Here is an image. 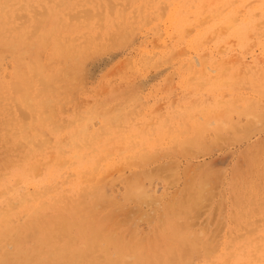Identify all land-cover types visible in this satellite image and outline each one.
Returning a JSON list of instances; mask_svg holds the SVG:
<instances>
[{"label": "rangeland", "instance_id": "374dc122", "mask_svg": "<svg viewBox=\"0 0 264 264\" xmlns=\"http://www.w3.org/2000/svg\"><path fill=\"white\" fill-rule=\"evenodd\" d=\"M75 1L0 0V256L87 218L77 264H264V0Z\"/></svg>", "mask_w": 264, "mask_h": 264}, {"label": "bare ground", "instance_id": "6f19581e", "mask_svg": "<svg viewBox=\"0 0 264 264\" xmlns=\"http://www.w3.org/2000/svg\"><path fill=\"white\" fill-rule=\"evenodd\" d=\"M26 1V0H25ZM72 1V0H71ZM75 1V0H74ZM102 1V0H101ZM110 1V0H109ZM114 1V0H113ZM129 1V0H128ZM2 2V1H1ZM76 2V1H75ZM112 2V1H111ZM133 2V1H132ZM154 2V1H153ZM10 3V2H9ZM70 3V2H69ZM82 3V2H81ZM102 3V2H101ZM113 3H115V1L113 2ZM71 4H73V3H71ZM98 4V3H97ZM150 4V3H149ZM74 5H75V3H74ZM73 5V6H74ZM102 5V4H101ZM104 5V4H103ZM144 5V4H143ZM163 5V4H162ZM30 6V5H29ZM66 6V5H65ZM80 6V5H79ZM105 6V5H104ZM131 6V5H130ZM16 7V6H15ZM24 7V6H23ZM52 7V6H51ZM71 7V6H70ZM87 7V6H86ZM97 7V6H96ZM103 7V6H102ZM127 7V6H126ZM125 7V8H126ZM176 7V6H175ZM9 8V7H8ZM32 8V7H31ZM131 8V7H130ZM130 8H128V9H130ZM234 8V7H233ZM37 9V8H36ZM46 9V8H45ZM78 9V8H77ZM81 9V8H80ZM99 9V8H98ZM116 9H118V8H116ZM115 9V10H116ZM122 9V8H121ZM13 10V9H12ZM64 10V9H63ZM88 11H90V9H87ZM93 10V9H92ZM106 10V9H105ZM11 11V10H10ZM33 11V10H32ZM46 11H47V9H46ZM61 11V10H60ZM65 11V10H64ZM74 11V10H73ZM79 11V10H78ZM82 11H84V10H82ZM125 11H127V10H125ZM138 11V10H137ZM143 11V10H142ZM4 12V11H3ZM14 12V11H13ZM22 12H25V11H22ZM41 12V11H40ZM63 12V11H62ZM95 12V11H94ZM114 12V11H113ZM19 13V12H18ZM17 13V14H18ZM50 13V12H49ZM88 13V12H87ZM90 13V12H89ZM92 13V12H91ZM90 13V14H91ZM136 13V12H135ZM138 13V12H137ZM26 14V13H25ZM25 14H24V16H25ZM39 14V13H38ZM54 14V13H53ZM86 14V13H85ZM102 14V13H101ZM258 14V13H257ZM51 15V14H50ZM60 15V14H59ZM71 15V14H70ZM69 15V16H70ZM72 15H74V14H72ZM82 15V14H81ZM89 15V14H88ZM92 15V14H91ZM104 15V14H103ZM121 15V14H120ZM135 15V14H134ZM141 15H143V14H141ZM211 15V14H210ZM14 16V15H13ZM28 16V15H27ZM47 16V15H46ZM77 16H79L80 17V15L79 14H77ZM84 16V15H83ZM7 17V16H6ZM42 17V16H41ZM52 17V16H51ZM99 17H101V16H99ZM114 17V16H113ZM207 17L208 16H206V19H207ZM11 18V17H10ZM17 18V17H16ZM20 18V17H19ZM55 18V17H54ZM85 18V17H84ZM102 18V17H101ZM119 18V17H118ZM117 18V19H118ZM125 18V17H124ZM6 19V18H5ZM22 19V18H21ZM45 19V18H44ZM80 19V18H79ZM205 19V20H206ZM12 20V19H11ZM32 20V19H31ZM30 20V21H31ZM50 20V19H49ZM54 20V19H53ZM81 20V19H80ZM103 20H104V18H103ZM119 20V19H118ZM126 20H127V18H126ZM8 21V20H7ZM10 21V20H9ZM15 21V20H14ZM128 21V20H127ZM43 22H44V20H43ZM48 22V21H47ZM56 22V21H55ZM69 22V21H68ZM84 22V21H83ZM102 22V21H101ZM105 22V21H104ZM106 22H107V20H106ZM263 22H264V20H263ZM27 23V22H26ZM25 23V24H26ZM64 23V22H63ZM67 23V22H66ZM65 23V24H66ZM74 23V22H73ZM98 23H100V21L98 22ZM28 24V23H27ZM42 24V23H41ZM70 24V23H69ZM106 24V23H105ZM109 24H111V23H109ZM119 24V23H118ZM230 24V23H229ZM24 25V24H23ZM31 24L29 23V26H30ZM43 25H45V24H43ZM71 25V24H70ZM69 25V26H70ZM82 25H84V24H82ZM90 25V24H89ZM258 25V24H257ZM9 26V25H8ZM41 26V25H40ZM60 26V25H59ZM112 26V25H111ZM46 27H47V25H46ZM66 27H68V26H66ZM73 27V26H72ZM99 27V26H98ZM113 27V26H112ZM111 27V28H112ZM127 27V26H126ZM1 28V27H0ZM26 28V27H25ZM44 28V27H43ZM85 28V27H84ZM110 28V27H109ZM119 28V27H118ZM223 28V27H222ZM222 28H221V30H222ZM40 29H42V28H40ZM79 29V28H78ZM103 29V28H102ZM108 29V28H107ZM224 29V28H223ZM27 30V29H26ZM29 30V29H28ZM63 30V29H62ZM85 30V29H84ZM97 30V29H96ZM11 31V30H10ZM25 31V30H24ZM50 31V30H49ZM65 31V30H64ZM72 31V30H71ZM70 31V32H71ZM76 31V30H75ZM67 32V31H66ZM110 32V31H109ZM113 32H116V31H113ZM215 32H216V30H215ZM61 33H63V32H61ZM72 33V35H73V32H71ZM103 33V32H102ZM123 33V32H122ZM85 34V33H84ZM94 34V33H93ZM129 34V33H128ZM34 35H38V33L36 32V34L34 33ZM75 35V34H74ZM79 35V34H78ZM119 35V34H118ZM100 36H101V34H100ZM115 35H113V37H114ZM121 36V35H120ZM250 36V35H249ZM16 37H17V35H16ZM46 37V36H45ZM85 37H87V36H85ZM118 37V36H117ZM122 37V36H121ZM120 37V38H121ZM5 38V37H4ZM51 38V37H50ZM69 38H70V36H69ZM108 38V37H107ZM45 39V38H44ZM67 39V38H66ZM4 40V39H3ZM22 40V39H21ZM82 40V39H81ZM34 41V40H33ZM36 41H38V40H36ZM42 41V40H41ZM79 42V41H78ZM98 42H99V40H98ZM111 41H109V43H110ZM51 43H52V41H51ZM85 43V42H84ZM119 43V42H118ZM67 44V43H66ZM98 44V43H97ZM107 44V43H106ZM94 45V44H93ZM104 45H105V43H104ZM117 45V44H116ZM71 46V45H70ZM34 47V46H33ZM49 47V46H48ZM69 47V46H68ZM107 47V46H106ZM102 48H104V47H102ZM25 49V48H24ZM90 49V48H89ZM18 50V49H17ZM19 51V50H18ZM89 51V50H88ZM21 52V51H20ZM64 52V51H63ZM8 54V53H7ZM29 55V54H28ZM23 56V55H22ZM7 59V58H6ZM79 59V58H78ZM63 60V59H62ZM54 61V60H53ZM76 61V60H75ZM79 61V60H78ZM19 62V61H18ZM77 62V61H76ZM52 63V62H51ZM54 63V62H53ZM27 64V63H26ZM19 65V64H18ZM20 66V65H19ZM48 66H51V65H48ZM68 66V65H67ZM21 67V66H20ZM82 67V66H81ZM46 68V67H45ZM80 68V67H79ZM15 69V68H14ZM24 69V68H23ZM38 70V69H37ZM45 70V69H44ZM1 71V70H0ZM43 71V70H42ZM50 71V70H49ZM19 72V71H18ZM70 72V71H69ZM69 72H67L66 74H68ZM36 74H38L37 72H35ZM41 74H42V72H40ZM1 74V73H0ZM65 74V73H64ZM69 74H71V73H69ZM68 74V75H69ZM61 76H63V75H61ZM39 77V76H38ZM56 77V76H55ZM55 77H54V79H55ZM53 79V80H54ZM68 79V78H67ZM76 79H77V77H76ZM15 80V79H14ZM18 80V79H17ZM21 80V79H20ZM7 81V80H6ZM10 81V80H9ZM19 81V80H18ZM58 80H56V82H57ZM32 82V81H31ZM8 83V82H7ZM42 84H43V82H41ZM40 83V84H41ZM74 83V82H73ZM17 84V83H16ZM22 84V83H21ZM31 84V83H30ZM34 84V83H33ZM57 84V83H56ZM3 85L4 84H0V89L1 88H3ZM19 85V84H18ZM32 86V84L30 85V87ZM35 86V85H34ZM50 86V85H49ZM60 86V85H59ZM64 86V85H63ZM21 87V86H20ZM30 87H29V89H30ZM44 87H45V85H44ZM50 87H52V86H50ZM61 87V86H60ZM35 88V87H34ZM48 88V87H47ZM47 88H46V90H47ZM52 90H54V86H53V88H51ZM14 90H15V88H14ZM40 90H41V88H40ZM4 91V90H3ZM8 91H10V90H8ZM20 91V90H19ZM17 92V88H16V91H15V93ZM51 92V91H50ZM14 93V92H13ZM42 93V92H41ZM9 94H10V92H9ZM26 94V93H25ZM24 94V95H25ZM37 95V94H36ZM43 95V94H42ZM16 97V96H15ZM26 97H28V93H27V96ZM25 97V98H26ZM38 97V96H37ZM48 97V96H47ZM18 99H20V98H18L17 97V100ZM37 99V98H36ZM23 100L24 101H26L24 98H23ZM30 100V99H29ZM37 101V100H36ZM18 102V101H17ZM20 102V101H19ZM27 103V102H26ZM31 103V102H30ZM6 104H8V103H6ZM17 104V103H16ZM22 104V103H21ZM28 104V103H27ZM36 104H39L40 105V107H43V106H46V105H48V99H42V100H39V101H37V103ZM30 104H28V106H29ZM32 105V104H31ZM30 105V106H31ZM12 106V105H11ZM10 107V106H9ZM21 107V106H20ZM32 107V106H31ZM38 107V106H37ZM7 108V107H6ZM46 108V107H45ZM4 109V108H3ZM47 109V108H46ZM235 109V108H234ZM234 109H233V111H234ZM17 110H20V109H17ZM242 110V109H241ZM16 111V110H15ZM23 111H25V113H26V110H23ZM29 111V110H28ZM36 111V110H35ZM40 111H42V110H40ZM43 111H47V110H45V109H43ZM42 111V112H43ZM0 112H1V110H0ZM6 112V111H5ZM9 113V112H8ZM23 113V112H22ZM25 113H24V115H25ZM19 114V113H18ZM28 114H29V112H28ZM27 114V115H28ZM3 115V114H2ZM30 115V114H29ZM44 115V114H43ZM16 116V115H15ZM20 116H21V114H20ZM31 116V115H30ZM35 116H37V115H35ZM9 117V116H8ZM7 118V117H6ZM36 118V117H35ZM41 118V117H40ZM43 118V117H42ZM48 118V117H47ZM21 119V118H20ZM28 119H30V118H28ZM22 120V119H21ZM37 120V119H36ZM39 120V119H38ZM10 122V121H9ZM18 122V121H17ZM26 122H28V121H26ZM80 122V121H79ZM2 123V122H1ZM19 123V122H18ZM34 123V122H33ZM38 123V122H37ZM42 123V122H41ZM46 123V122H45ZM20 124H21V122H20ZM23 124H25L24 122H23ZM31 124V123H30ZM29 125V124H28ZM36 125V124H35ZM82 125V124H81ZM3 126V125H2ZM42 126V125H41ZM44 126V125H43ZM7 127V126H6ZM15 127V126H14ZM21 127V126H20ZM32 127V126H31ZM35 127V126H34ZM38 127V126H37ZM46 127V126H45ZM59 127V126H58ZM10 128V127H9ZM17 128H18V126H17ZM49 128V127H48ZM41 130V129H40ZM46 130V129H45ZM49 130V129H48ZM77 130V129H76ZM12 131H14L13 129H12ZM27 131V130H26ZM5 132V131H4ZM19 132V131H18ZM17 132V133H18ZM31 132V131H30ZM29 132V133H30ZM33 132V131H32ZM52 132V131H51ZM77 132V131H76ZM10 133V132H9ZM13 133V132H12ZM11 133V134H12ZM56 133V132H55ZM20 134H21V132H20ZM50 134V133H49ZM96 134H97V132H96ZM89 135V134H88ZM19 136V135H18ZM47 136V135H46ZM52 136V135H51ZM81 136H82V134H81ZM81 136H80V139H81ZM102 136V135H101ZM10 137V136H9ZM25 137V136H24ZM50 137V136H49ZM79 137V136H78ZM46 138H48V137H46ZM55 138V137H54ZM54 138H53V141H54ZM1 139V138H0ZM70 139V138H69ZM85 139V138H84ZM3 140H5V139H3ZM12 141V140H11ZM31 141V140H30ZM46 141V140H45ZM64 141V140H63ZM77 141V140H76ZM25 142V141H24ZM41 142V141H40ZM52 142V141H51ZM25 143H27V142H25ZM47 143V142H46ZM17 144V143H16ZM38 144L39 145H41L39 142H38ZM43 144H45V143H43ZM77 144V143H76ZM116 144V143H115ZM46 145V144H45ZM97 145V144H96ZM6 146V145H5ZM16 146V145H15ZM42 146V145H41ZM56 146V145H55ZM90 146H92V144L90 145ZM106 146H107V144H106ZM61 147V146H60ZM84 147V146H83ZM14 148V147H13ZM31 148V147H30ZM40 148V147H39ZM17 149V148H16ZM68 149V148H67ZM26 150V149H25ZM35 150V149H34ZM120 150L121 151H123V149H121L120 148ZM15 151H17V150H15ZM61 151V150H60ZM69 151V150H68ZM95 151V150H94ZM24 152V151H23ZM33 152V151H32ZM44 152V151H43ZM42 152V153H43ZM105 152V151H104ZM126 152V151H125ZM26 153V152H25ZM36 153V152H35ZM10 154V153H9ZM103 154V153H102ZM115 154V153H114ZM120 154V153H119ZM24 155V154H23ZM33 155V154H32ZM44 155V154H43ZM55 155V154H54ZM77 155V154H76ZM138 155V154H137ZM53 156V155H52ZM130 156V155H129ZM43 157V156H42ZM11 158V157H10ZM37 158V157H36ZM44 159V158H43ZM85 159V158H84ZM126 159V158H125ZM29 160V159H28ZM34 160V159H33ZM38 160V159H37ZM45 160V159H44ZM53 160V159H52ZM68 161V160H67ZM71 161V160H70ZM53 163H54V161H52ZM23 163V162H22ZM42 163V162H41ZM47 163V162H46ZM62 163V162H61ZM76 163V162H75ZM74 163V164H75ZM119 163V162H118ZM73 165V164H72ZM107 165V164H106ZM3 166V165H2ZM44 166V165H43ZM71 166V165H70ZM39 167V166H38ZM96 167H98V166H96ZM103 167V166H102ZM163 167H164V165H163ZM99 168H100V165H99ZM168 168V167H167ZM6 169V168H5ZM10 169V168H9ZM71 169V168H70ZM97 169V168H96ZM95 169V170H96ZM102 169V168H101ZM100 169V170H101ZM98 170V169H97ZM91 171V170H90ZM3 172V171H2ZM69 172V171H68ZM87 172V171H86ZM92 172V171H91ZM95 172V171H94ZM38 173V172H37ZM83 173V172H82ZM62 174V173H61ZM67 174V173H66ZM42 175V174H41ZM84 175V174H83ZM3 176V175H2ZM1 179V178H0ZM130 179V178H129ZM132 179V178H131ZM134 179V178H133ZM67 180V179H66ZM72 181H73V179H72ZM128 181V180H127ZM131 181V180H130ZM134 181V180H133ZM0 182H1V180H0ZM29 182V181H28ZM53 182V181H52ZM139 182H140V180H139ZM26 183V182H25ZM44 183V182H43ZM50 183V182H49ZM140 184V183H139ZM40 186V185H39ZM30 187V186H29ZM127 188H128V186H127ZM31 190V189H30ZM59 190V189H58ZM130 190V189H129ZM135 190V189H134ZM14 191V190H13ZM136 191V190H135ZM12 192V191H11ZM25 192V191H24ZM127 192H128V189H127ZM137 192V191H136ZM147 192V191H146ZM195 192V191H194ZM26 193V192H25ZM144 193V192H143ZM197 193V192H196ZM109 194V193H108ZM128 195H129V192L127 193ZM132 194H135V192H133ZM21 195V194H20ZM51 195H52V193H51ZM145 195H147L146 193H145ZM148 195H150V194H148ZM201 195H202V193H201ZM16 196V195H15ZM18 196V195H17ZM142 196V195H141ZM35 198H36V196H34ZM45 198V197H44ZM94 198V197H93ZM106 198H107V196H106ZM6 200V199H5ZM105 200V199H104ZM58 201V200H57ZM101 201V200H100ZM25 202V201H24ZM31 202L32 201H30V205H31ZM36 202V201H35ZM44 202V201H43ZM77 202V201H76ZM98 202V201H97ZM103 202V200L101 201V203ZM105 202V201H104ZM5 203V202H4ZM1 204V203H0ZM6 204H7V202H6ZM73 204V203H72ZM76 204V203H75ZM71 205V204H70ZM97 206H94L95 208H97V207H99L98 206V204H96ZM187 205H188V203H187ZM100 206H101V204H100ZM15 207V205L13 206V208ZM35 207V206H34ZM69 208V207H68ZM40 209V208H39ZM41 209H43V208H41ZM47 209V208H46ZM71 209V208H70ZM22 210V209H21ZM74 210V209H73ZM92 209H90V211H91ZM11 213H12V210H11ZM65 213V212H64ZM5 214V213H4ZM7 214H8V212H7ZM36 214V213H35ZM2 215V214H1ZM65 215V214H64ZM74 215V214H73ZM5 216V215H4ZM34 216V215H33ZM48 216V215H47ZM62 216V215H61ZM109 216V215H108ZM2 217V216H1ZM26 217V216H25ZM30 217V216H29ZM54 217V216H53ZM63 217V216H62ZM8 218H10V216L8 217ZM33 218V217H32ZM42 218H44V217H42ZM46 219V218H45ZM11 220H13V219H11ZM25 221V220H24ZM23 221V222H24ZM93 221L94 220H91V219H87V218H83V219H77V218H70V219H64V220H59V222H58V219H53V220H51V221H49V222H44V223H42L41 221H36L35 222V220H34V222H32V223H30V224H28L27 225V227H26V229L29 231V233H31L30 234V236L31 237H33V238H36L37 239V241L35 242V244H34V246L30 249V250H28L27 252H22V249H21V251H17L16 253H14V254H11V253H6V252H4L3 253V255L2 256H0V264H11L10 263V259H11V257H13L12 258V260H14V261H16L18 264H64V262H65V260L67 259H70L69 261V264H77V261H78V258H80V257H83L84 255H85V253H78V252H73V250L70 248V247H68L67 245H64V247L63 248H61V249H58V240L60 239V237H61V235L63 234L64 236L65 235H67V236H71V234L73 233V230H74V228H78V229H80V230H83L84 228H85V226H88V229H87V231L89 230V238H88V246H89V250H91L92 248H95V244H96V242H98V240L100 239V237L102 236V234H101V232L103 231V230H106L105 228H103V229H101V226L100 225H98V224H93ZM25 222H27V221H25ZM95 222V221H94ZM10 224V223H9ZM19 225V224H18ZM26 226V225H25ZM3 227V226H2ZM23 229V228H22ZM25 229V230H26ZM12 230V229H11ZM27 231V232H28ZM77 231V230H76ZM170 231V230H169ZM4 232V231H3ZM8 232V231H7ZM24 232V231H23ZM86 232V231H85ZM74 234V233H73ZM83 234V233H82ZM86 234V233H85ZM26 235H28V234H26ZM77 235V234H76ZM23 236H22V234L20 233V232H18L17 230H15V229H13L12 230V233L11 234H6V233H1L0 234V242L1 241H4V240H7V241H14L15 243H19L20 242V239L22 238ZM81 237V236H80ZM112 237V236H111ZM110 236L108 237V241L109 240H111V239H109V238H111ZM185 237V236H184ZM4 238H7V239H4ZM74 238H76V237H74ZM79 238V237H78ZM102 238H104V237H102ZM101 238V239H102ZM181 238V237H180ZM66 239V238H65ZM100 239V240H101ZM116 238H114L113 240H115ZM122 239V238H121ZM191 239H192V237H191ZM27 240V239H26ZM105 240V239H104ZM103 240V241H104ZM120 240V239H119ZM131 240V239H130ZM171 240V239H170ZM202 240V239H201ZM200 240V241H201ZM6 241V242H7ZM60 241H61V239H60ZM63 241V240H62ZM73 241V240H72ZM102 241V240H101ZM102 241V242H103ZM108 241H104V245L106 246V244H107V242ZM121 241V240H120ZM123 241V240H122ZM128 241V240H127ZM126 241V242H127ZM176 241V240H175ZM186 241V240H185ZM203 241V240H202ZM208 241H209V239H208ZM84 242V241H83ZM110 242V241H109ZM108 242V243H109ZM133 242V241H132ZM138 242H139V240H138ZM173 242V241H172ZM192 242V241H191ZM198 241H196V243H197ZM24 243V242H23ZM62 243V242H61ZM70 243V242H69ZM100 243V242H99ZM114 243H115V241H114ZM120 243V242H119ZM124 243V242H123ZM129 243H130V241H129ZM173 243H175V242H173ZM209 243H210V241H209ZM208 243V244H209ZM26 244V243H25ZM72 244V243H71ZM116 244V243H115ZM133 244V243H132ZM168 244V243H167ZM180 244V243H179ZM61 245V244H60ZM111 245V244H110ZM113 245V244H112ZM122 246H123V244H121ZM131 245V244H130ZM174 245V244H173ZM181 245H183V244H181ZM194 245V244H193ZM200 245V244H199ZM216 245V244H215ZM18 246V245H17ZM22 246V245H21ZM49 246H51L50 248H49ZM73 246V245H72ZM74 246H75V243H74ZM84 246H85V244H84ZM97 246H99L98 244L96 245V247ZM114 246V245H113ZM120 246V245H119ZM127 246H129L128 244H127ZM139 246V245H138ZM168 247H169V245H167ZM170 246H172V244L170 245ZM175 246H176V244H175ZM116 247V246H115ZM125 247H126V244H125ZM183 247V246H182ZM99 248H100V246H99ZM110 248V247H109ZM117 248V247H116ZM132 248H134V247H132ZM140 248V247H139ZM177 248V247H176ZM185 248V247H184ZM78 249V248H77ZM79 249H81L80 247H79ZM88 249V248H87ZM102 249V248H101ZM108 249V248H107ZM107 249H105L106 251H107ZM112 249V248H111ZM126 249V248H125ZM137 249V248H136ZM171 249V248H170ZM189 249V248H188ZM193 249V248H192ZM191 249V250H192ZM202 249V248H201ZM210 249V248H209ZM75 250V249H74ZM122 250V249H121ZM174 250V249H173ZM184 250V249H183ZM200 250V249H199ZM259 250V249H258ZM9 251H10V249H9ZM95 251L97 252V251H100V250H97L96 248H95ZM104 251V250H103ZM115 251V250H114ZM114 251H113V253H114ZM124 251V250H123ZM137 251V250H136ZM175 251V250H174ZM188 251V250H187ZM8 252V251H7ZM84 252V251H83ZM85 252H86V250H85ZM119 252V251H118ZM118 252H117V256H118ZM128 252V251H127ZM129 252H131V250L129 251ZM133 252L134 251H132V253L131 254H133ZM138 252H139V250H138ZM142 252V251H141ZM168 252V251H167ZM173 252V251H172ZM178 252V251H177ZM186 252V251H185ZM189 252V251H188ZM194 252V251H193ZM100 253V252H99ZM124 253V252H123ZM126 253V252H125ZM124 253V254H125ZM200 253V252H199ZM93 254V253H92ZM95 254V253H94ZM98 254V253H97ZM102 254V253H101ZM101 254H99L101 257L103 256V254L101 255ZM108 254H109V252L107 251V256H108ZM134 254H136V253H134ZM143 254L145 255V253L143 252ZM176 254V253H175ZM188 254V253H187ZM216 254V253H215ZM255 254H257V253H255ZM90 255V254H89ZM88 255V256H89ZM148 255V254H147ZM185 253H184V257H185ZM195 255V254H194ZM213 255H214V253H213ZM91 256V255H90ZM89 256V257H90ZM94 256V255H93ZM123 256V255H122ZM127 256V255H126ZM132 256V255H131ZM141 256V255H140ZM139 256V257H140ZM146 256V255H145ZM172 256V255H171ZM176 256V255H175ZM204 256V255H203ZM249 256V255H248ZM85 257V256H84ZM106 257V256H105ZM109 257V256H108ZM107 257V258H108ZM113 257H114V255H113ZM115 257H116V255H115ZM136 257V256H135ZM179 257V256H178ZM183 257V258H184ZM96 258H97V256H96ZM103 258V260H105V258L104 257H102ZM157 258V257H156ZM160 258H161V256H160ZM171 258V257H170ZM173 258H176V257H174L173 256ZM182 258V259H183ZM257 257H255V259H256ZM261 258V257H260ZM260 258H259V260H260ZM124 259H125V257H124ZM145 259H146V257H145ZM165 259V258H164ZM172 259V258H171ZM176 259H178V258H176ZM80 260H82V259H80ZM90 260V259H89ZM98 260H100V258H98ZM147 260V259H146ZM145 260V261H146ZM259 260H257V261H259ZM14 261H12V262H14ZM85 261V260H84ZM96 261V260H95ZM106 261V260H105ZM108 262V264H124L123 263V261L120 259V258H117V259H112V258H109L108 260H107ZM134 261V260H133ZM156 261V260H155ZM172 261H174L173 259H172ZM253 260H251V262H252ZM92 262H94V260L92 261ZM98 262V261H97ZM101 262H102V260H101ZM138 262V261H137ZM154 262V261H153ZM178 262H180V261H178ZM126 263V262H125ZM130 263V262H129ZM129 263H127V264H129ZM134 263V262H133ZM139 263V262H138ZM163 263V261L162 260H160L159 262H158V264H162ZM172 264H173V262H171ZM83 264V263H82ZM100 264V263H99ZM102 264V263H101ZM132 264V263H131ZM140 264V263H139ZM147 264V263H146ZM151 264H154V263H152V260H151ZM175 264H176V262H175ZM180 264H181V262H180ZM215 264V263H214Z\"/></svg>", "mask_w": 264, "mask_h": 264}]
</instances>
